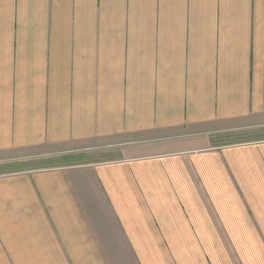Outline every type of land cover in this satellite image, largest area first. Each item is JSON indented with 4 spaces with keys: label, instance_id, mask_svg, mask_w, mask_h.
I'll return each instance as SVG.
<instances>
[{
    "label": "crops",
    "instance_id": "0c3cea01",
    "mask_svg": "<svg viewBox=\"0 0 264 264\" xmlns=\"http://www.w3.org/2000/svg\"><path fill=\"white\" fill-rule=\"evenodd\" d=\"M261 117L264 0H0V163L117 155L0 174V264H264Z\"/></svg>",
    "mask_w": 264,
    "mask_h": 264
},
{
    "label": "rangeland",
    "instance_id": "374dc122",
    "mask_svg": "<svg viewBox=\"0 0 264 264\" xmlns=\"http://www.w3.org/2000/svg\"><path fill=\"white\" fill-rule=\"evenodd\" d=\"M214 146L246 143L264 140V117L252 120L250 123L234 131L217 135L213 139ZM83 147L68 146L64 148L48 146L37 149L35 155H22L20 158L7 159L8 163H0V174L15 171H36L42 169L70 167L77 164L99 162L112 159L117 155L113 148L98 142L95 145ZM39 152V154H38Z\"/></svg>",
    "mask_w": 264,
    "mask_h": 264
}]
</instances>
